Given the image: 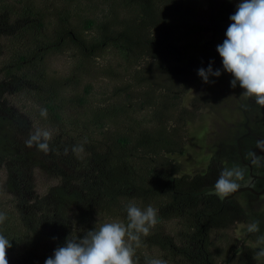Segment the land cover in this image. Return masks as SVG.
<instances>
[{
	"label": "trees",
	"instance_id": "obj_1",
	"mask_svg": "<svg viewBox=\"0 0 264 264\" xmlns=\"http://www.w3.org/2000/svg\"><path fill=\"white\" fill-rule=\"evenodd\" d=\"M183 3L0 0V79L27 114L19 120L0 110V211L8 217L0 232L12 243L9 264H44L67 238L126 224L129 203L157 211L137 264H257L230 234L234 213L218 196L197 194L202 176L178 178L183 166L171 158L183 153L186 119L203 105L195 98L193 110L183 107L196 77L180 64L166 23ZM62 58L67 74L55 67ZM30 119L52 133L47 154L17 138ZM39 168L61 180L43 198L27 178Z\"/></svg>",
	"mask_w": 264,
	"mask_h": 264
},
{
	"label": "rangeland",
	"instance_id": "obj_2",
	"mask_svg": "<svg viewBox=\"0 0 264 264\" xmlns=\"http://www.w3.org/2000/svg\"><path fill=\"white\" fill-rule=\"evenodd\" d=\"M240 2L184 0L180 11L171 12L166 17V23L172 31L171 41L182 54L180 64L196 77L183 97V107L188 111L193 110L195 98L203 102L186 119L187 137L183 153L171 158L183 166L178 178H205V185L197 193L201 197L214 189L224 168L239 167L244 172L243 180L239 181L240 189L224 200L219 199L234 213L235 223L230 234L254 255L255 235L247 233L246 225L258 220L261 233H264V167L253 166L245 156L250 151L264 156V151L256 148V141L264 138V107L254 106V99L242 95L244 90L239 84L235 88L231 87L233 77L223 70L222 58L216 50L217 45L226 38V30L232 23L230 16L235 13ZM3 59L0 55V61ZM211 61H214L213 69H220L222 75L210 77L214 83H204L198 76V69H206ZM69 63L68 59L62 58L55 62V67L67 74ZM5 82L0 79L3 91L0 94V110H8L12 118L24 119L27 114L22 102L16 99ZM20 124L17 138L25 143L29 135L39 128L31 119L30 125L23 129H20ZM206 173L208 178L204 177ZM47 175L39 168L27 177L35 186L34 195L37 198L47 196V190L61 182L56 175ZM5 176L6 170L0 169V190L3 192ZM234 203L238 210L231 209Z\"/></svg>",
	"mask_w": 264,
	"mask_h": 264
},
{
	"label": "clouds",
	"instance_id": "obj_3",
	"mask_svg": "<svg viewBox=\"0 0 264 264\" xmlns=\"http://www.w3.org/2000/svg\"><path fill=\"white\" fill-rule=\"evenodd\" d=\"M232 23L226 30V38L217 45L222 58L223 70L231 74V87L237 84L244 90L242 95L254 99L264 107V0H241L234 14ZM211 61L205 69H198V76L204 83H214L210 77H220V69H213ZM40 115L47 118V109L41 108ZM49 130L37 129L25 141L27 147L35 146L39 151H50ZM256 148L264 151V138L256 141ZM74 152L83 151V147H74ZM67 154V149L65 150ZM246 159L253 166L264 167V156L255 151L246 153ZM244 172L239 167L224 168L217 179L214 189L208 194H215L221 200L237 192L243 180ZM127 223L105 222L98 229L89 230L79 240L67 238L63 246L57 247L54 255L48 257L44 264H137L134 259L136 249L141 246V236H147L157 224V211L151 205L141 209L133 203L126 207ZM8 217L0 211V226ZM246 231L255 235L253 243V260L264 264V233H261L260 221L252 220L246 225ZM12 247L9 240L0 232V264H9L8 249ZM145 264H166L162 259L146 258Z\"/></svg>",
	"mask_w": 264,
	"mask_h": 264
},
{
	"label": "flooded vegetation",
	"instance_id": "obj_4",
	"mask_svg": "<svg viewBox=\"0 0 264 264\" xmlns=\"http://www.w3.org/2000/svg\"><path fill=\"white\" fill-rule=\"evenodd\" d=\"M254 106H258L255 102H254ZM259 182V181H258Z\"/></svg>",
	"mask_w": 264,
	"mask_h": 264
}]
</instances>
